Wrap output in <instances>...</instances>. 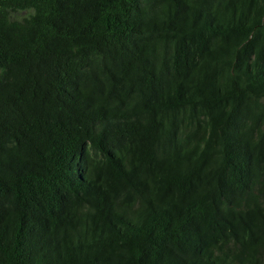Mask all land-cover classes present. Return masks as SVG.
Wrapping results in <instances>:
<instances>
[{
	"label": "trees",
	"instance_id": "1",
	"mask_svg": "<svg viewBox=\"0 0 264 264\" xmlns=\"http://www.w3.org/2000/svg\"><path fill=\"white\" fill-rule=\"evenodd\" d=\"M0 264H264V0H0Z\"/></svg>",
	"mask_w": 264,
	"mask_h": 264
},
{
	"label": "rangeland",
	"instance_id": "2",
	"mask_svg": "<svg viewBox=\"0 0 264 264\" xmlns=\"http://www.w3.org/2000/svg\"><path fill=\"white\" fill-rule=\"evenodd\" d=\"M27 15H28V12L23 11V12H18L16 14H14V17L21 19V18H23V17H25Z\"/></svg>",
	"mask_w": 264,
	"mask_h": 264
}]
</instances>
